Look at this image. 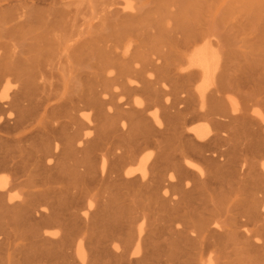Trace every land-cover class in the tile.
Wrapping results in <instances>:
<instances>
[{
  "label": "bare ground",
  "instance_id": "obj_1",
  "mask_svg": "<svg viewBox=\"0 0 264 264\" xmlns=\"http://www.w3.org/2000/svg\"><path fill=\"white\" fill-rule=\"evenodd\" d=\"M100 1L0 0V109L150 212L50 210L58 154L0 155V264H264V0Z\"/></svg>",
  "mask_w": 264,
  "mask_h": 264
},
{
  "label": "rangeland",
  "instance_id": "obj_2",
  "mask_svg": "<svg viewBox=\"0 0 264 264\" xmlns=\"http://www.w3.org/2000/svg\"><path fill=\"white\" fill-rule=\"evenodd\" d=\"M103 1L105 0H101L100 4ZM95 3L98 5L97 2ZM100 4L97 8L102 6ZM73 8L74 5L69 7V9ZM14 47L12 46V49ZM14 50H18V48H14ZM62 74L67 78L68 72L65 69L61 70V67L56 63L55 59L52 66V75L47 74L44 77L46 83V86L42 88L44 92H48L45 91V87L50 86V84L56 82L61 83ZM136 96L140 95L132 94L130 99H134ZM15 115L16 112L9 107L0 109V155L10 154L17 156L27 152L33 158H36L38 155L49 151L58 154V157L52 158L49 163V165L55 167L53 168V176L37 187L50 188L47 194L48 197L42 196L49 202L47 203L48 209L69 208L71 210H77L82 208L84 202L86 203L89 200L94 210L105 209V216L107 218L131 222L135 221L137 216H146L149 214L150 209L146 206L148 202L144 197H136L133 193H129L123 185H120L122 189H120L119 193L113 190L111 181L116 179L115 177L119 172V167L114 168L107 161V171L101 176V162L95 154L90 153L84 156V154L79 152L65 156L61 152L59 141L35 132L36 130L34 128L36 126L34 124H25L21 127L14 125ZM55 143L58 144L57 149L55 148ZM99 153H102V151H96V154ZM58 188H61V191H58ZM120 193H123L122 197H125V200L120 201L118 204L114 203V197H119ZM154 207L153 205L152 208ZM157 210L153 212L158 215V211H160L159 214H162L161 210ZM153 212V217H155ZM1 237L2 235H0V239Z\"/></svg>",
  "mask_w": 264,
  "mask_h": 264
}]
</instances>
